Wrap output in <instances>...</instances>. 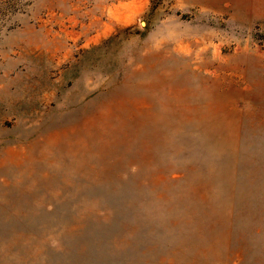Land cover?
Wrapping results in <instances>:
<instances>
[{"label":"rangeland","instance_id":"rangeland-1","mask_svg":"<svg viewBox=\"0 0 264 264\" xmlns=\"http://www.w3.org/2000/svg\"><path fill=\"white\" fill-rule=\"evenodd\" d=\"M0 264H264V0H0Z\"/></svg>","mask_w":264,"mask_h":264}]
</instances>
